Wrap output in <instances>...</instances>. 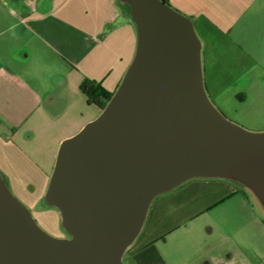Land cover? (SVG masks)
<instances>
[{
  "label": "water",
  "instance_id": "water-1",
  "mask_svg": "<svg viewBox=\"0 0 264 264\" xmlns=\"http://www.w3.org/2000/svg\"><path fill=\"white\" fill-rule=\"evenodd\" d=\"M136 31L130 65L97 118L58 147L44 194L65 238L44 232L0 175V264H122L157 197L226 180L264 213V132L211 103L192 21L162 0H118Z\"/></svg>",
  "mask_w": 264,
  "mask_h": 264
},
{
  "label": "crops",
  "instance_id": "crops-1",
  "mask_svg": "<svg viewBox=\"0 0 264 264\" xmlns=\"http://www.w3.org/2000/svg\"><path fill=\"white\" fill-rule=\"evenodd\" d=\"M167 2L207 36L230 35L244 20L264 15V0ZM135 48V27L118 0H0V175L31 212L59 145L100 114L73 87L87 79L114 93ZM36 138L49 144L48 155L28 160L17 146ZM27 188H36L37 200ZM247 193L215 179L192 180L159 196L124 253L125 264H264V215ZM205 213L213 217L209 247L201 244L181 260L160 256L157 244Z\"/></svg>",
  "mask_w": 264,
  "mask_h": 264
},
{
  "label": "rangeland",
  "instance_id": "rangeland-1",
  "mask_svg": "<svg viewBox=\"0 0 264 264\" xmlns=\"http://www.w3.org/2000/svg\"><path fill=\"white\" fill-rule=\"evenodd\" d=\"M195 32L201 43L203 79L211 103L227 120L244 130L251 133L264 132V15L254 20H244L232 35L216 36L210 33L207 36L196 29ZM67 89L72 90L71 83L67 84ZM73 90L83 100L78 88L73 87ZM81 102L85 106V102ZM10 143L17 145L14 141ZM26 143L27 146L17 148L28 160L30 156L39 160L48 155L50 148L46 141L36 138L27 140ZM4 180L11 194L28 208L25 200L13 193L8 180ZM26 190L33 193L32 199H38L36 188ZM44 194L35 205L34 212L29 210L32 218L48 235L65 238L56 210L43 203ZM247 194L256 204L251 194ZM261 220L264 221V217ZM212 222L211 214L205 213L190 223L187 229L168 237L167 244L159 243L154 248L165 259L181 260L184 256L190 257L201 244L204 249L211 245L207 229ZM122 264H125L124 255Z\"/></svg>",
  "mask_w": 264,
  "mask_h": 264
},
{
  "label": "trees",
  "instance_id": "trees-1",
  "mask_svg": "<svg viewBox=\"0 0 264 264\" xmlns=\"http://www.w3.org/2000/svg\"><path fill=\"white\" fill-rule=\"evenodd\" d=\"M162 1L168 5L167 0ZM78 90L86 99L87 105L94 106L99 111H102L104 109L113 95V93H107L98 84L87 79H84L80 83Z\"/></svg>",
  "mask_w": 264,
  "mask_h": 264
}]
</instances>
